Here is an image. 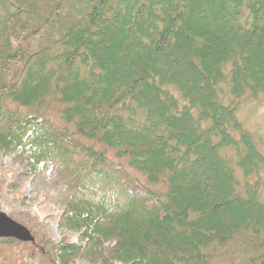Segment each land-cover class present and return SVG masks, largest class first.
<instances>
[{
  "label": "trees",
  "instance_id": "16d2710c",
  "mask_svg": "<svg viewBox=\"0 0 264 264\" xmlns=\"http://www.w3.org/2000/svg\"><path fill=\"white\" fill-rule=\"evenodd\" d=\"M223 85L264 97V0H0V157L59 167L52 264H264V153Z\"/></svg>",
  "mask_w": 264,
  "mask_h": 264
},
{
  "label": "rangeland",
  "instance_id": "374dc122",
  "mask_svg": "<svg viewBox=\"0 0 264 264\" xmlns=\"http://www.w3.org/2000/svg\"><path fill=\"white\" fill-rule=\"evenodd\" d=\"M222 90L223 101L237 104V116L240 123L253 135L259 151L264 153V97L252 98L246 95L235 100L227 95V88L224 85ZM222 152L233 163L235 162L234 151L225 149ZM108 155L111 157V153ZM0 163L8 172V180H14L16 183H14V190L5 187L0 192V212L28 229L34 237V242L31 243L19 241L11 245L0 243V264H52L48 258L47 249L50 245H57L63 240L58 230V222L63 201L68 196L67 188L58 177L59 167L49 166L40 177L21 179L16 182L13 170L17 167L11 166L12 158L0 157ZM236 171L239 180H242L240 172L237 169ZM23 175L22 172V177ZM262 177L264 178V173ZM138 178L143 181L141 177ZM24 220L28 221L31 226ZM78 240L75 235L67 238V241L71 243H78ZM238 250H240L238 242H232L218 251L220 257L212 264L241 263L242 256Z\"/></svg>",
  "mask_w": 264,
  "mask_h": 264
},
{
  "label": "water",
  "instance_id": "95a60500",
  "mask_svg": "<svg viewBox=\"0 0 264 264\" xmlns=\"http://www.w3.org/2000/svg\"><path fill=\"white\" fill-rule=\"evenodd\" d=\"M0 239H13L22 243L34 242V237L28 229L14 222L3 212H0Z\"/></svg>",
  "mask_w": 264,
  "mask_h": 264
}]
</instances>
